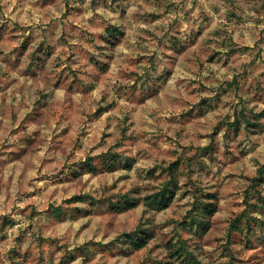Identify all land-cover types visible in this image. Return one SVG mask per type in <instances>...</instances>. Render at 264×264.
Masks as SVG:
<instances>
[{
	"label": "rangeland",
	"instance_id": "1",
	"mask_svg": "<svg viewBox=\"0 0 264 264\" xmlns=\"http://www.w3.org/2000/svg\"><path fill=\"white\" fill-rule=\"evenodd\" d=\"M262 198L264 0H0V264H264Z\"/></svg>",
	"mask_w": 264,
	"mask_h": 264
},
{
	"label": "trees",
	"instance_id": "2",
	"mask_svg": "<svg viewBox=\"0 0 264 264\" xmlns=\"http://www.w3.org/2000/svg\"><path fill=\"white\" fill-rule=\"evenodd\" d=\"M107 31L110 36L116 34L115 26H112ZM91 160L92 158L88 157L83 162V165L86 168L87 172H94L96 170ZM102 162H103V166L105 167V170L107 171H113L115 170V168H120V167L126 169L130 166V162H128L127 158H124L123 161L122 156L115 151L104 152L102 154ZM177 167H178L177 161H173L167 166L166 170L168 172V178L164 180L160 189L156 193L151 194V196H147L146 199L160 197L159 199L164 200L163 198H165L164 200L165 203H168L172 200V198L176 195L177 192V184L173 182L174 179H176ZM87 196L88 195H83V194L72 195L66 201L83 202L85 200V197ZM208 196H211V194L210 195L208 194ZM260 202L261 205L264 207V198H262ZM133 205H134L133 202H131L129 198L124 195L119 200L112 203L110 202V209L114 211H123L131 208ZM202 205H203V209L201 210L197 209L194 212L189 210L182 223H184V225L189 226L190 228L196 226L201 232H205L208 229V216L212 215L215 212V206L213 202H209V201L203 202ZM53 212L59 213V209L54 207ZM123 236L125 237V241L129 245H131L135 249H138L147 243L149 239V232L147 228L138 225L133 231L125 233L123 234ZM170 251H171L170 257L172 258L175 257L179 259L180 260L179 264H201L193 256V254L187 248H185L182 241H179L177 245H172L170 247Z\"/></svg>",
	"mask_w": 264,
	"mask_h": 264
}]
</instances>
